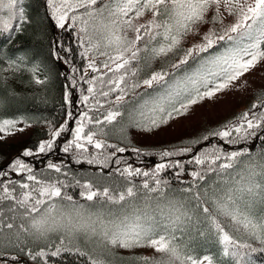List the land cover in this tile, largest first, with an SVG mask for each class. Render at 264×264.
Wrapping results in <instances>:
<instances>
[{
  "label": "snow or ice",
  "instance_id": "obj_1",
  "mask_svg": "<svg viewBox=\"0 0 264 264\" xmlns=\"http://www.w3.org/2000/svg\"><path fill=\"white\" fill-rule=\"evenodd\" d=\"M25 4L0 0V37L11 41L31 23ZM46 7L58 28L76 32L86 65L72 69L82 74L69 87L87 85L85 110L67 113L74 130L53 127L35 153L22 155L51 152L70 133L63 151L99 174L76 178L49 162L38 176L20 158L0 169V264H62L65 254L113 264L116 249L152 250L134 264H254L264 253V146L253 143L264 142V99L191 141L208 146L162 151L164 162L150 171L122 161L126 147L107 137L117 128L151 133L264 64V0H46ZM20 61L0 62V80L21 71ZM27 70L36 84L47 82L39 65ZM19 122L0 120V132ZM237 144L249 146L229 150ZM70 188L80 189L78 199Z\"/></svg>",
  "mask_w": 264,
  "mask_h": 264
},
{
  "label": "trees",
  "instance_id": "obj_2",
  "mask_svg": "<svg viewBox=\"0 0 264 264\" xmlns=\"http://www.w3.org/2000/svg\"><path fill=\"white\" fill-rule=\"evenodd\" d=\"M25 7L31 23L26 25L21 33L13 36L11 41L0 37V62L5 66L9 60L21 63L20 58L23 57L22 70L15 73L5 72L3 73L4 79L0 80V99L3 100V104L0 106V120L24 121L30 127V134L21 140L16 148H4L0 140V169L7 170L11 162L20 158L31 166L38 176L49 172L47 164L52 162L61 165L65 171L69 172L70 176L92 178L99 174V166L86 162L77 163L71 152L63 151L64 144L72 138L70 133H62L61 137L57 138L51 152L37 153L33 156L22 155L25 150H32L35 153L39 142L50 139L49 132L53 127L67 123L68 127L74 130L75 123L67 116V113L72 112L73 117H76L85 110V106L81 102V90L87 87L83 83L69 87L73 76L79 77L82 74L80 71L73 73L72 69L75 67L79 70L86 65V60L79 56L80 49L77 45L75 30L66 31L56 26L47 10L46 0H26ZM209 26L211 25L206 27ZM206 27L204 26L202 30ZM57 42L63 47L58 48ZM191 42L195 43L196 41ZM69 47L73 49L70 54L66 52ZM57 52L60 53V58H57ZM65 59L69 62L66 63ZM33 64L40 67L38 75L41 78H47L45 84H36L33 74L27 70ZM258 97L264 99V87L253 90L243 102L237 104L232 111L220 119L206 120L192 132H185V134L169 139L145 142L136 137L135 129L131 127L127 128L125 133H120L118 128L112 129L107 138L113 144L126 147V152L117 154L122 161L132 164L133 167L150 171L156 164L164 162L160 157V153L164 150L191 146L195 151L208 146V141L200 140L196 144H192L191 141L247 111ZM253 143H255V150L264 146V142ZM244 146L249 145L237 144L228 147L229 150H232ZM134 148L141 150L139 156L133 152ZM172 159L187 160L188 157H173ZM123 166V164L120 165V167ZM109 170L105 169L106 172ZM185 177L190 179L187 177V173H185ZM13 178L19 179V175H15ZM68 191L75 198H79L77 195L80 191L79 188H70ZM139 254L153 255L150 250L145 249L131 251L116 249L113 264H134V256ZM159 256L157 254V257ZM253 261L254 264H264V253L254 254ZM62 264H82V261L79 257L65 254Z\"/></svg>",
  "mask_w": 264,
  "mask_h": 264
},
{
  "label": "rangeland",
  "instance_id": "obj_3",
  "mask_svg": "<svg viewBox=\"0 0 264 264\" xmlns=\"http://www.w3.org/2000/svg\"><path fill=\"white\" fill-rule=\"evenodd\" d=\"M261 87H264V64L257 65L256 68L234 81L229 88L216 93L214 97L193 105L186 115L176 116L167 125H163L151 133L134 128V134L139 140L148 142L169 139L185 134V132H192L194 128L201 126L206 120L220 119L232 111L237 104L243 102L253 90ZM21 128L23 131H19ZM29 134L30 127L24 121H20L15 128L0 132L1 144L4 148H16V145ZM145 250H150L153 253L151 249ZM157 254L161 255L159 253L155 255L157 256Z\"/></svg>",
  "mask_w": 264,
  "mask_h": 264
}]
</instances>
